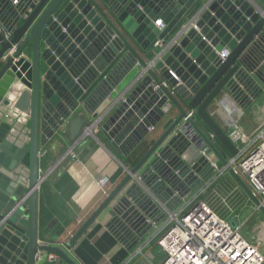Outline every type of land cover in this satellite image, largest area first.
I'll return each mask as SVG.
<instances>
[{
    "label": "water",
    "instance_id": "obj_1",
    "mask_svg": "<svg viewBox=\"0 0 264 264\" xmlns=\"http://www.w3.org/2000/svg\"><path fill=\"white\" fill-rule=\"evenodd\" d=\"M0 23L10 32L3 40L0 31V264H33L38 251L76 264L37 240V188L70 150L39 176L40 147L61 132L76 143L96 125L136 160L68 245L106 212V227L131 250L163 207L174 209L210 179L213 161L264 217L227 161L235 145L209 112L223 94L243 111L264 100V0H0ZM21 53L31 61L26 86L12 71ZM131 71L126 95L98 117V105ZM154 128L159 134L149 137Z\"/></svg>",
    "mask_w": 264,
    "mask_h": 264
},
{
    "label": "crops",
    "instance_id": "obj_2",
    "mask_svg": "<svg viewBox=\"0 0 264 264\" xmlns=\"http://www.w3.org/2000/svg\"><path fill=\"white\" fill-rule=\"evenodd\" d=\"M30 67V57L27 56L26 69L29 80ZM136 75L131 71L117 83L96 108L98 117L110 111L115 101L126 95L130 82ZM258 106H264L263 101L256 102L243 111L240 124L245 131H252L259 123L256 121L259 116L256 109ZM218 108H213L210 114L225 131L223 117ZM196 121L209 135L210 132L203 123L199 119ZM92 132L93 136L82 135L76 143L67 140L66 133L61 132L58 138L50 139L44 147H40L43 154L38 168L43 172L53 167L57 159L69 149L74 152L76 158L67 155L37 188V240L40 244L60 247L76 264H158L162 256L156 246V239L163 224L161 220L154 223L135 247L127 250L106 227L107 213H101L73 245H68L69 239L80 225L123 177L124 168L128 166L125 161L136 160L134 154L126 158L117 151L99 130L98 125L92 128ZM159 132L158 128H154L149 137L156 136ZM213 142L220 153L227 156L225 149L217 141ZM136 154L138 155V152ZM99 176L109 178L105 187L106 194L102 193L97 183ZM226 178L229 179L228 187H233L235 182L232 177L228 174Z\"/></svg>",
    "mask_w": 264,
    "mask_h": 264
},
{
    "label": "built area",
    "instance_id": "obj_3",
    "mask_svg": "<svg viewBox=\"0 0 264 264\" xmlns=\"http://www.w3.org/2000/svg\"><path fill=\"white\" fill-rule=\"evenodd\" d=\"M158 24L162 28V23L158 22ZM2 30L0 23V31ZM2 34L3 40L10 39V32L3 30ZM16 48L17 44H13L6 51L3 59L12 56ZM225 56V51L218 54L220 59H224ZM18 63H22L21 68ZM26 64L27 55L24 53L13 59L14 79L23 86L28 85L30 81ZM225 95L217 98L212 106L219 107L225 133L237 149V153L227 157V161L264 206V119L252 131H245L240 124L243 110ZM210 108L209 112L213 110ZM208 138L214 141L212 133H209ZM201 146L205 150L204 145ZM68 155L76 158L71 149ZM212 164L217 173L225 171L223 167H218L217 161H213ZM125 170L126 168L124 172ZM38 174L42 175L43 171L38 169ZM215 179L204 183L196 193L186 200L184 198L183 202L181 201V204L174 209L162 208L163 224L156 239V246L162 256L158 264H264V252L253 241V237L242 236L241 225H232L231 217L222 215L209 199L201 198ZM108 181L107 176L97 178L103 194H106L105 187ZM239 189L236 184L231 189L230 193L233 195L230 194L229 199H233ZM221 198L222 201L227 200V197ZM58 260L59 256L55 253L38 251L33 264H55Z\"/></svg>",
    "mask_w": 264,
    "mask_h": 264
},
{
    "label": "rangeland",
    "instance_id": "obj_4",
    "mask_svg": "<svg viewBox=\"0 0 264 264\" xmlns=\"http://www.w3.org/2000/svg\"><path fill=\"white\" fill-rule=\"evenodd\" d=\"M262 101L263 100H259V103ZM256 109H258L259 111V116L258 118L256 117V121L258 120V122H261L264 119L263 106H258ZM242 116L243 114L241 115V117ZM206 154L210 157V159L211 157L213 158V156H211L209 152H207ZM217 163L218 167H222L218 161ZM227 176L228 174L226 171L220 174L216 171H213L210 175V179H216L208 186L207 190L201 198L206 200L209 199L211 204L217 210H219L222 215L231 217V221L235 222V224L241 225L240 233L242 234V236H244L245 238H249V236H252L253 241H255L259 245L260 249L264 252V217L261 212L254 207V204L248 199V197L243 193L241 189H239L241 191L237 192L236 196H234L233 199H229L231 189L236 184H232L233 187H228L227 183L229 179L226 178ZM210 179H207L205 183L210 181ZM202 185L203 184L199 185L193 191V193H196L198 189L202 187ZM193 193H191L189 196H192ZM221 197H227V200L222 201ZM180 204L181 202L178 205Z\"/></svg>",
    "mask_w": 264,
    "mask_h": 264
},
{
    "label": "bare ground",
    "instance_id": "obj_5",
    "mask_svg": "<svg viewBox=\"0 0 264 264\" xmlns=\"http://www.w3.org/2000/svg\"><path fill=\"white\" fill-rule=\"evenodd\" d=\"M18 66H20V68L22 67V63H18ZM18 88H19V85L17 84V83H14L12 86H11V89H10V91H9V95L10 96H15V94H16V92H17V90H18ZM264 101V100H263ZM86 135H92V129H88L87 131H86ZM211 155V154H210ZM212 156V155H211Z\"/></svg>",
    "mask_w": 264,
    "mask_h": 264
},
{
    "label": "trees",
    "instance_id": "obj_6",
    "mask_svg": "<svg viewBox=\"0 0 264 264\" xmlns=\"http://www.w3.org/2000/svg\"><path fill=\"white\" fill-rule=\"evenodd\" d=\"M215 140V139H214ZM215 142H216V140H215ZM224 152H225V150H224ZM226 153V152H225ZM227 154V153H226ZM132 163H133V161H131ZM131 162H129V161H125V163H127L128 165L131 163ZM118 173H120V171L118 172ZM241 190H239L238 192H240Z\"/></svg>",
    "mask_w": 264,
    "mask_h": 264
}]
</instances>
